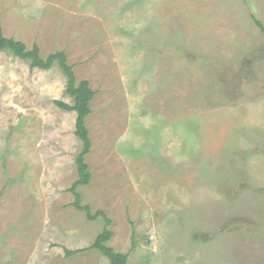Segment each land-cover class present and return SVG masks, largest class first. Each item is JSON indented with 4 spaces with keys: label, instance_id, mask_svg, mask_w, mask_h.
Returning a JSON list of instances; mask_svg holds the SVG:
<instances>
[{
    "label": "rangeland",
    "instance_id": "1",
    "mask_svg": "<svg viewBox=\"0 0 264 264\" xmlns=\"http://www.w3.org/2000/svg\"><path fill=\"white\" fill-rule=\"evenodd\" d=\"M264 0H0L5 37L63 50L94 91L85 124L128 264H264ZM66 77L0 51V264H109L72 206L82 142Z\"/></svg>",
    "mask_w": 264,
    "mask_h": 264
},
{
    "label": "trees",
    "instance_id": "2",
    "mask_svg": "<svg viewBox=\"0 0 264 264\" xmlns=\"http://www.w3.org/2000/svg\"><path fill=\"white\" fill-rule=\"evenodd\" d=\"M254 21L256 26L264 31L262 23L257 19ZM0 51L11 52L16 57L22 60H27L31 68L48 69L53 67L54 64H57L66 77V93L71 97V103L59 99H54L53 103L60 109L73 111L75 113L74 133L82 142L81 149L75 156L77 178L68 188L73 195V201L71 204L77 210L83 211L85 216L90 220L102 217L104 226L97 233L93 242L89 246L76 249L64 248L65 257H69L80 251L94 249L105 256L108 259L109 264H128L127 254L116 251L108 244V241L112 236V231L109 229V225L111 224L110 218L103 210L97 209L93 212L88 204L82 203L81 193L78 189L80 186L87 185L92 177L89 165L85 161V156L89 153L91 146L85 118L91 112L90 101L94 95V91L90 88L89 82L85 79L76 81L73 66L67 62L66 54L63 50H57L42 57L37 44H33L32 47L27 48L24 42L12 37H5L2 33L1 25Z\"/></svg>",
    "mask_w": 264,
    "mask_h": 264
}]
</instances>
